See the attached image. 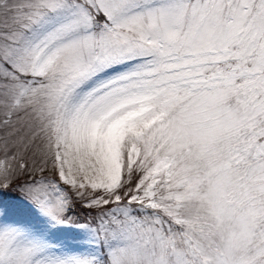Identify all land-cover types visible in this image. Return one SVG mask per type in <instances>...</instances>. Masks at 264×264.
<instances>
[{
    "label": "snow or ice",
    "instance_id": "6c2138e0",
    "mask_svg": "<svg viewBox=\"0 0 264 264\" xmlns=\"http://www.w3.org/2000/svg\"><path fill=\"white\" fill-rule=\"evenodd\" d=\"M0 264H264V0H0Z\"/></svg>",
    "mask_w": 264,
    "mask_h": 264
}]
</instances>
